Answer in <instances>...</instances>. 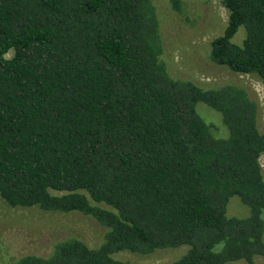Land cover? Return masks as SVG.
I'll return each instance as SVG.
<instances>
[{"label":"trees","instance_id":"16d2710c","mask_svg":"<svg viewBox=\"0 0 264 264\" xmlns=\"http://www.w3.org/2000/svg\"><path fill=\"white\" fill-rule=\"evenodd\" d=\"M220 2L228 21L202 57L264 85V0ZM189 3L169 1L195 29ZM162 23L155 0H0V198L106 228L96 246L70 236L0 264H130L114 254L182 245L168 264L264 257L258 99L174 71ZM234 197L247 214L228 213Z\"/></svg>","mask_w":264,"mask_h":264},{"label":"rangeland","instance_id":"374dc122","mask_svg":"<svg viewBox=\"0 0 264 264\" xmlns=\"http://www.w3.org/2000/svg\"><path fill=\"white\" fill-rule=\"evenodd\" d=\"M161 12L165 30L166 58L172 63L174 71H185L202 82L238 81L249 87L258 99L260 107L259 129L264 130V85L251 75L237 74L232 70L218 66L200 53L201 46L220 35L228 21V10L220 0H187L189 8L201 13L202 18L195 26L184 20L169 5L170 0H155ZM245 31L240 28L233 40L243 37ZM241 41V40H240ZM199 48V49H198ZM199 51V54L195 53ZM11 53L8 54L10 56ZM198 112L203 117L200 106ZM201 106V109L204 108ZM204 118V117H203ZM205 119V118H204ZM264 169V154L260 157ZM249 209L234 197L229 204L230 215L243 216ZM264 218V211L262 213ZM106 228L92 217L81 212L47 211L38 207H11L0 198V263H8L25 254H48L53 245L62 239L76 236L84 239L90 246H96ZM186 245L176 248L160 249L142 255L132 252H119L114 257L127 260L130 264H168L181 256ZM228 264H250L245 260ZM255 264H264V257L257 256Z\"/></svg>","mask_w":264,"mask_h":264}]
</instances>
